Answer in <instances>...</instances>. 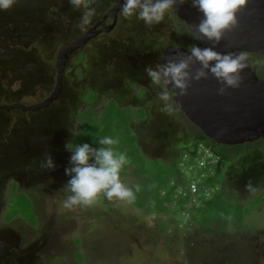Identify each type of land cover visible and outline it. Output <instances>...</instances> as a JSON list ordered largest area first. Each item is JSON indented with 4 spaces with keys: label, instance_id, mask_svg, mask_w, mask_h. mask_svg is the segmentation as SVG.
Wrapping results in <instances>:
<instances>
[{
    "label": "rangeland",
    "instance_id": "1",
    "mask_svg": "<svg viewBox=\"0 0 264 264\" xmlns=\"http://www.w3.org/2000/svg\"><path fill=\"white\" fill-rule=\"evenodd\" d=\"M21 1L17 0L12 8L22 6ZM99 1L90 0V7L95 9L92 18L97 16ZM27 4L34 13L48 6L37 5L33 0ZM86 10L84 7L77 10V18L80 19ZM123 20L128 19L123 17L121 23ZM128 21L130 28L120 23L110 34L111 39L100 36L89 43L90 60L80 64L87 69L85 76L82 72L70 74L73 90L65 92L49 108L44 106L32 111L31 115L19 113L27 123L36 120L34 122L40 123L43 131L52 132L45 136L51 138L43 145L42 155L51 153L57 167L55 170L43 168L42 172L32 162L23 178L14 173L0 176V245L3 246L0 248V264H264V139L245 145L218 146L216 150L224 151L229 162L220 188L206 193L210 198L208 201L204 199L203 190L196 193L197 186L193 185V180L206 172V168L192 170V159L185 157L180 161L179 154L183 151L177 150L182 141L190 135L196 136L201 130L176 104L170 113L161 110L162 102L157 96L159 89L152 87L146 73L137 72L135 80H122L128 89L123 94L125 98L120 99L122 107L106 99L103 104L96 101L97 96L105 94L103 87L98 90L101 94L89 95L92 89L88 79L97 80L99 84L101 77L112 78L106 68H113L114 63L110 61L117 52L122 53L131 45L132 42H126L125 38L130 29L134 30L135 37L149 36L143 42L147 47L144 52L152 55L155 65L159 62L154 54L157 47L174 43L189 48L197 44L171 13L166 14L161 23L151 26L135 18ZM246 55L253 68L261 71L263 57L256 53ZM21 83L11 80L8 91L11 102L30 104L43 98L45 90L30 92L32 87L25 88ZM141 90L145 93H140ZM85 99L91 109L80 108L74 115L73 108ZM143 100L142 103L150 108V116L147 112L139 116L137 104H131L133 107L125 105L130 104L129 101ZM1 114L7 115L6 112ZM151 116L159 117L156 139L161 136L162 145H168L172 137L180 142L170 148L160 146L147 150L143 147L144 151L140 142L145 144L135 138L133 128L139 126L144 130L147 126L144 118L149 120ZM12 128L10 123L3 129L0 139L5 141ZM51 128L58 130L56 134ZM102 136L118 140L114 147L117 150L122 148L119 150L128 158L121 179L130 187L140 185L141 191L136 193L133 202L109 201L101 195L91 206L67 209L63 202L70 195L66 190L69 177L64 169L69 166L70 152L64 146L67 142L73 146L85 142L98 146ZM171 161L180 162L181 168L187 164L180 177L186 188L180 190V186H170L168 189V185L176 182V179H168L170 168L174 167ZM217 168L210 173L216 172ZM34 170L38 174L35 181L39 184L31 186ZM13 181H19L20 185L15 187ZM217 185L218 182H213L209 187Z\"/></svg>",
    "mask_w": 264,
    "mask_h": 264
},
{
    "label": "flooded vegetation",
    "instance_id": "2",
    "mask_svg": "<svg viewBox=\"0 0 264 264\" xmlns=\"http://www.w3.org/2000/svg\"><path fill=\"white\" fill-rule=\"evenodd\" d=\"M27 1L29 0L21 1L20 4L22 6H19V8L0 11V137L3 135V129L9 126L10 123L14 128H12V132L7 134L5 141L0 139V176L14 173L17 176L22 177L23 173L32 167V162L36 163L40 171H44L40 164L43 159L42 149L44 148V144H48L46 141L51 138H45V136L52 132L46 133L43 131L42 128L39 127L40 123L38 124L34 122L36 120L27 123L20 117L21 114L19 113L23 112L26 115H31L32 111H37L44 106L49 108L48 106H50L52 102L60 100L65 92L70 89L73 90V83H71L72 80L70 74L82 71L83 76H85L84 74L87 69L85 70V68H83V72L82 69H76L77 67L72 63H74L75 59H79L81 54H85L87 59H83L85 62H89L91 57L89 56L91 50L89 48V43H91L96 37L100 36H104L105 39H111L112 36H110V34L118 28V25L123 18L120 14L121 9L117 11L116 17L107 15L108 11L113 6L120 1L123 2V0H100L98 10L96 9L97 16L92 18L91 22L81 30L76 26L79 22V18H77L78 11H71L69 9L72 8L69 4V0H33L37 5L43 7L44 5H48L44 10L40 8L36 13L31 11ZM60 3H62V5H57ZM178 8L183 10L184 7L182 4H179ZM170 13L178 23L182 24L188 30L184 22L179 19L178 12H176L175 8L171 9ZM98 23L99 25L95 30L110 25L113 26L107 31H101L83 46L78 47L73 53L69 54L63 67L61 81H59L60 74L57 61L62 46L69 42H73L89 29L91 30V28ZM123 23L127 24L126 28H130L128 27V23H130L128 20H123L121 24ZM146 36L135 37L134 30L130 29L125 38L126 42H132L130 43L131 45L128 46L129 48L127 47L124 52H117L116 57L110 61L114 63L113 68H110L109 66L106 68L107 71L111 72L109 76L112 78L103 79V77H101L99 84L96 82L97 80L88 79L92 94L98 95L100 93L98 90L102 87L105 90V94L103 95L100 93L101 95L96 97V101L103 104V99H106L107 101L110 100L115 102L118 104V107H120L119 105L124 106L120 99L125 98L124 95L127 93L128 89L123 85L122 80H135L134 78L137 77V72L145 73L146 67L153 66V63L155 65V62H152L151 60L152 55L144 52V49L147 48L143 43L144 41H147ZM52 44H54V46H52ZM169 45L183 47L175 45L174 43L167 44L163 48L162 46L157 47L154 54L159 61L158 64L163 63L164 50ZM183 48L188 49L187 47ZM10 75L11 77H8ZM79 78L82 77L79 76ZM11 80L19 81V83L22 82L21 84L25 88L32 87L30 92L45 90V94H42L43 98L30 104H25L24 102H11L9 98L10 94L8 92L11 87ZM125 81L123 82L125 83ZM38 85L39 89H37ZM122 86L124 87L123 90L121 89ZM116 90L120 92L118 93ZM142 91L145 93L144 90H141L140 93ZM54 92L57 94L53 99L47 105H42ZM87 100H89V98ZM142 102H144V100L137 101V103L129 101L130 104L125 105L126 107H133L131 104H137L139 107H136V109L139 111L140 106L144 104ZM79 103L80 104L77 105V107L73 108L74 115L79 113L80 108L85 110V108L90 107L91 109V105L86 99L83 100V102L80 100ZM15 110L20 112L16 113ZM144 111L148 114L151 112L148 105L144 107ZM3 112H6L7 115L1 114ZM150 115L151 114H149V116ZM158 118V116H151L149 120L148 118H145L147 120L145 121L147 126L144 130L140 129L139 126L133 128V133L136 135L139 134L137 135L140 137H138V139L144 142L145 145L141 144L144 148L147 147V150H152L154 147L159 149L160 146H163L162 148H170L173 144L180 142L177 138L172 137V139L169 138L170 142L167 143L168 145H162V140L159 139L161 136H157L156 139L157 123L160 121ZM51 130L54 133L58 131L52 128ZM187 141H189L190 145L191 141ZM211 145L216 149L220 147L216 143H211ZM33 173H35V178H31V186L39 184V182L35 181L37 180L36 178H38V174L35 170ZM18 182L13 181L12 183L17 187L20 185ZM0 244L2 243L0 242ZM0 248H3V246L0 245Z\"/></svg>",
    "mask_w": 264,
    "mask_h": 264
},
{
    "label": "clouds",
    "instance_id": "3",
    "mask_svg": "<svg viewBox=\"0 0 264 264\" xmlns=\"http://www.w3.org/2000/svg\"><path fill=\"white\" fill-rule=\"evenodd\" d=\"M16 3L17 0H0V11L9 10ZM177 3H190L202 13L200 22L194 27L189 26V35L195 40L209 41L211 46L194 44L189 46L186 54L177 51L166 58L164 63L145 68L150 84L159 89L157 96L162 102L161 110L165 113L173 111L177 95L187 94L194 81L207 79L209 75L220 83V95H224L228 89H239L244 79L243 72L249 64V58L243 50L221 52L216 48L225 33L238 24V13L247 5L248 0H123L120 14L125 19L135 18L151 26L164 21L166 14ZM69 4L74 10L82 7L87 9L76 25L83 30L91 22L95 9L90 7V0L89 3H85V0H69ZM194 64L199 65L195 71ZM97 143L98 146L87 142L73 146L67 142L64 146L70 152L69 166L64 169L65 175L69 177L66 190L70 195L63 202L67 209L91 206L101 195L109 201L116 199L133 202L136 193L141 191L140 185L130 187L121 179V171L128 163V158L126 153L114 147L118 140L112 136H102ZM198 144L206 159V163L200 162L199 165H215L220 156L211 143L202 141ZM40 164L47 170H55L57 167L51 153L45 154Z\"/></svg>",
    "mask_w": 264,
    "mask_h": 264
},
{
    "label": "water",
    "instance_id": "4",
    "mask_svg": "<svg viewBox=\"0 0 264 264\" xmlns=\"http://www.w3.org/2000/svg\"><path fill=\"white\" fill-rule=\"evenodd\" d=\"M122 3L120 1L113 6L107 15L116 17ZM179 4L183 5V10L178 8ZM174 8L178 12L179 19L188 29L202 19V13L190 4L177 3ZM238 19V24L227 31L224 39L216 45L217 50L221 52L243 50L245 53L260 54L264 60V0H248L247 5L239 11ZM98 25L99 23L73 42L62 46L57 61L59 81L69 54L101 31H107L113 26L95 30ZM197 42L201 47L211 46V42L206 40H197ZM187 50L183 47L167 46L163 54V63L173 53L180 51L186 54ZM198 67V64H194L193 71ZM260 72L253 68L249 59L239 89H228L224 95H220L218 94L220 83L209 75L207 79L194 81L187 94L177 95L176 104L182 113L216 144L231 146L262 139L264 138V64ZM56 94L54 92L42 105H47Z\"/></svg>",
    "mask_w": 264,
    "mask_h": 264
},
{
    "label": "trees",
    "instance_id": "5",
    "mask_svg": "<svg viewBox=\"0 0 264 264\" xmlns=\"http://www.w3.org/2000/svg\"><path fill=\"white\" fill-rule=\"evenodd\" d=\"M188 31H189V29H188ZM85 56H86L85 54H81L80 57H79V59L77 60V62L74 61V63H73V64H75L74 66L77 67V68H79V69H82L81 67L84 68L85 65L80 66V64L81 63H85V64L87 63V61L85 62V60L83 59V57L86 59ZM85 70H86V68H85ZM80 77H82V75H80ZM91 92L89 93V95H93ZM141 93H143V91ZM113 103H115V102H113ZM119 106H121V105H119ZM144 107H145L144 104L140 106V109H139L140 112L138 111L139 116H143L145 114ZM127 109L129 110L130 108H127ZM126 116L127 115H125V120L128 121V119H127ZM133 135L136 136L135 138H138V136L136 134L133 133ZM132 138H134V137H132ZM263 139L264 138L259 139V140H263ZM135 140H136V142H138L137 139H135ZM187 140H190L191 141L190 145H189V141H187ZM259 140H255L253 142H256V141H259ZM202 141L205 142V143H208V144L212 143V140L211 139H209L202 132H200L196 136H194V135L193 136H191V135L188 136V138L185 139V141H183V144H181L179 147H177V150H182V151H184L185 149L187 150V152H181L179 154L180 155L179 159H180V161H183L182 158L190 157L192 159V161H191V163H192L191 169L192 170L200 169L201 167H205L206 168V172H202L200 174V176H198L199 177L198 179H194L193 180L195 182L193 185H194V187H195V184L197 186L196 193L199 190H203V193H205L204 199H206V200L209 201L210 198L208 197V195L206 196V193H209L210 190L213 192L216 188H220V184H221L220 182H222L225 179V175H226L225 168L227 167V163L229 162V160L227 159L226 156H224V154H223L224 151H217L216 148H214V151H216L218 153V155L220 156V159L217 160V162L213 166L212 165H209V164H204V166H200L199 163L203 159L204 156L202 155L201 152H199L202 149L199 148L198 142H202ZM184 142H186V143H184ZM248 143H250V142H246V143L238 144V145H245V144H248ZM140 145L143 148L141 142H140ZM119 149L122 150V148H119ZM119 149H118V151H121ZM144 151H145V149H144ZM179 163L180 162L171 161V164L174 165L173 168H170L169 165H167V167L170 168V171H169L170 172V175H169V178L168 179H170V180L176 179V182H174L172 185H168V189H169L170 186H173V187L174 186H180L181 187L180 190L182 188H186L183 185L185 183L184 180H183V182H181L180 177L183 176V170H184V168L186 167L187 164L184 163V166H182V168H181V166H180ZM217 166L219 168H217ZM209 167H210L211 171L217 168L216 172H213L214 175H212L213 173L212 174L210 173ZM205 173H208V176H206L207 178H205ZM202 174H204V176H202ZM211 176H214L213 177V181H211ZM203 178H204V180H203ZM208 179H210V180H208ZM206 180H208V181H206ZM213 182H218L219 185H217L216 187H209V186H212V183ZM201 184H202V187H201ZM189 189H190V187H189ZM10 219H11V217L10 218H6V220H10Z\"/></svg>",
    "mask_w": 264,
    "mask_h": 264
},
{
    "label": "built area",
    "instance_id": "6",
    "mask_svg": "<svg viewBox=\"0 0 264 264\" xmlns=\"http://www.w3.org/2000/svg\"><path fill=\"white\" fill-rule=\"evenodd\" d=\"M199 152H202V150H200ZM200 162L201 163H206V159L203 157V159Z\"/></svg>",
    "mask_w": 264,
    "mask_h": 264
}]
</instances>
